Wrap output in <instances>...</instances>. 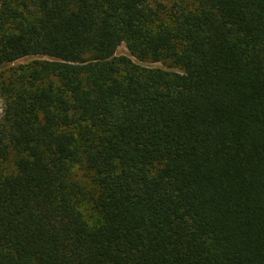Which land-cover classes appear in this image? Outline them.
<instances>
[{
	"label": "trees",
	"instance_id": "1",
	"mask_svg": "<svg viewBox=\"0 0 264 264\" xmlns=\"http://www.w3.org/2000/svg\"><path fill=\"white\" fill-rule=\"evenodd\" d=\"M166 1L0 0V264H264V0Z\"/></svg>",
	"mask_w": 264,
	"mask_h": 264
},
{
	"label": "rangeland",
	"instance_id": "2",
	"mask_svg": "<svg viewBox=\"0 0 264 264\" xmlns=\"http://www.w3.org/2000/svg\"><path fill=\"white\" fill-rule=\"evenodd\" d=\"M161 1H164L166 2L165 3L166 5H169L168 1L166 0H161ZM170 2H172V0ZM116 54L117 55H123V54L128 55L127 50L125 49V46L123 44L117 48ZM40 59H41L40 57L27 56V57L18 59L13 63H1L0 64V75H5L11 69H15L18 66L29 65L30 63H32V61L40 60ZM146 66L161 68V69L168 70V71L177 70L176 68L171 67L168 62L149 63ZM1 110H2V102L0 101V114H1ZM79 175H82V172H80ZM82 210L84 211L85 217L91 225L96 224L98 222V215L95 214L90 202L85 203L82 207Z\"/></svg>",
	"mask_w": 264,
	"mask_h": 264
}]
</instances>
